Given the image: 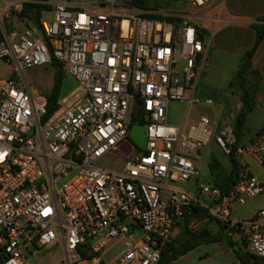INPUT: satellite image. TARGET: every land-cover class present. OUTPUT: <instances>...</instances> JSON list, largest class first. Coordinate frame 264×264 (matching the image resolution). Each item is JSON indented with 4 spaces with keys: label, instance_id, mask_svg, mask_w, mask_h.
<instances>
[{
    "label": "built area",
    "instance_id": "obj_1",
    "mask_svg": "<svg viewBox=\"0 0 264 264\" xmlns=\"http://www.w3.org/2000/svg\"><path fill=\"white\" fill-rule=\"evenodd\" d=\"M210 1L187 0L198 25L142 15L163 14L151 8L120 12L114 0H45L51 20L41 19V29H7L0 20L8 66L0 76V264H22L51 245L61 250L58 264H155L186 205L206 209L264 257V205L230 218L233 205L264 197V180L247 164L264 167V126L239 143L229 125L212 132L205 114L166 120L169 101L212 103L193 93L205 60L200 28L208 34L232 18L209 11ZM52 59L80 89L76 101L47 114L45 95L29 88L22 70ZM138 122L142 146L128 136ZM210 135L236 161L231 188L175 186L199 174L191 156Z\"/></svg>",
    "mask_w": 264,
    "mask_h": 264
},
{
    "label": "crops",
    "instance_id": "obj_2",
    "mask_svg": "<svg viewBox=\"0 0 264 264\" xmlns=\"http://www.w3.org/2000/svg\"><path fill=\"white\" fill-rule=\"evenodd\" d=\"M206 8L212 12L219 11L221 15L232 18L230 22L219 25L208 34V38L211 36L210 41L205 46V60L201 65L193 92L201 99L210 97L212 103H196L188 108L183 101H172L183 103L185 111L178 121L168 122L180 124L185 118H195L199 114H205L210 120L214 121L212 124V132H214L221 125L232 126L234 114L240 106L237 84L232 82V78L238 65L239 56L244 49L250 47L253 43L255 31L251 23L258 16L264 14V0H211ZM16 24L18 23H14V25ZM2 62L0 60V65ZM250 66L257 71L259 79L254 93L253 106L246 112L244 117L243 127L238 137L239 143H244L253 138L257 130L264 126V35L250 57ZM51 84L52 77L48 91ZM30 89L37 91L33 88ZM210 157H213L225 171L230 170L231 162L228 156L220 150L212 135H210L208 141L199 146L191 156L192 162L199 169V174L196 177L189 178L193 183L192 188L184 189L192 191L195 184L199 182L212 183V173L208 168ZM247 164L252 173L264 180V167L257 164L252 158L247 159ZM203 169H207V174L204 177H199ZM247 199L243 204H235L230 208L231 219L248 218L257 208L264 205V197L261 195ZM257 199H260L259 203L252 205L247 215H239L240 209L247 201L253 202ZM193 214L195 215L188 222V226L191 229L199 228L201 232L200 241L191 249L169 260L166 264H240L234 253L224 242L204 240L208 231L216 229L215 223L208 221L200 211ZM181 229L180 221L175 223L171 229V238L178 236ZM229 235L234 241L240 240V234L236 231H230ZM54 246L60 250L57 245L52 247ZM112 248H115L117 252L119 243H115L105 251L104 256L106 259H110L116 253L111 252ZM59 258L57 257L54 264H58ZM250 264H264V257H255Z\"/></svg>",
    "mask_w": 264,
    "mask_h": 264
},
{
    "label": "trees",
    "instance_id": "obj_3",
    "mask_svg": "<svg viewBox=\"0 0 264 264\" xmlns=\"http://www.w3.org/2000/svg\"><path fill=\"white\" fill-rule=\"evenodd\" d=\"M127 5L130 7H135L139 9H147V0H126ZM49 5L45 0H19V6L15 10L10 11V14L19 20H25V25L34 24L41 29V12L44 9H48ZM142 15L156 17V18H170V19H180L177 16L163 15L160 13H145ZM4 24V23H3ZM4 26L7 29L6 24ZM254 28L255 36L253 43L250 47L244 49L239 56L238 65L235 70L232 82L237 84V95L240 99V106L234 114V121L231 126L234 137L238 142V137L241 133L244 117L247 111L253 106L254 103V93L257 87L259 75L256 70L250 66V57L264 35V14L256 18L254 22L251 23ZM20 30V28H16ZM202 33L200 36L203 38L207 32L200 28ZM50 63L55 67V71L52 76V84L50 90L45 94L46 97V112L51 113L59 105L60 100V88L62 84L61 76V64L55 59H52ZM230 162L231 168L229 171H225L222 166L213 158L210 157L208 161L209 171L212 173L211 184L216 186L220 193L226 192L231 188L232 184L236 179V161L232 155H227ZM201 212L206 216L208 221H212L216 225V229L213 231H208L207 237L204 238L205 241H222L224 242L234 253L236 259L240 264H248L250 257H258L247 252L243 245L244 240L240 236L239 241H234L231 239L229 232L232 231V227H229L222 223L220 220L212 216L206 209L195 207L192 205H186L184 207L182 216L179 217L175 223L180 221L182 227L178 236L171 238L161 249L158 260L155 264H166L169 260L175 258L177 255L184 253L185 251L194 247L200 241V230L191 229L188 226V222L195 215L194 212ZM174 223V224H175Z\"/></svg>",
    "mask_w": 264,
    "mask_h": 264
},
{
    "label": "rangeland",
    "instance_id": "obj_4",
    "mask_svg": "<svg viewBox=\"0 0 264 264\" xmlns=\"http://www.w3.org/2000/svg\"><path fill=\"white\" fill-rule=\"evenodd\" d=\"M116 9L130 13L139 10L135 7L127 5L126 0H114ZM19 6V0H0V20L10 28H22L25 25V20H19L10 14V11L15 10ZM147 6L151 9L158 10L163 14H177L179 18L187 19L190 22L198 25L197 18L189 14L192 9L189 7L187 0H147ZM41 19L48 22L51 20V11L44 9L41 12ZM18 23L14 25V23ZM209 34V33H208ZM208 34L202 39V48H205L208 40ZM208 48V47H207ZM7 65L2 62L0 65V76L7 75ZM55 71V67L50 63H44L28 67L22 70L23 79L29 84L30 88L36 89L38 92L45 94L50 85L51 77ZM62 84L60 88V103L63 105H70L77 100L79 96V85L67 71L64 65H61ZM203 107V106H199ZM185 111V105L181 102H169L167 105V121H178ZM207 174V169H203L199 177H204ZM173 184L180 188H189L193 186L192 180L176 181ZM248 200V199H246ZM260 199L253 202L247 201L239 215L244 216L249 212L252 205L258 204ZM39 247L36 251L27 255L22 264H54V261L61 256L60 250L56 246ZM111 252H116L112 248Z\"/></svg>",
    "mask_w": 264,
    "mask_h": 264
},
{
    "label": "water",
    "instance_id": "obj_5",
    "mask_svg": "<svg viewBox=\"0 0 264 264\" xmlns=\"http://www.w3.org/2000/svg\"><path fill=\"white\" fill-rule=\"evenodd\" d=\"M133 113L135 115H138L139 108L136 100L133 104ZM128 136L131 139V141L134 143L135 146H142L145 142V136H144V126L143 123H132L130 125V128L128 130ZM253 257H250L248 260V264L252 261Z\"/></svg>",
    "mask_w": 264,
    "mask_h": 264
}]
</instances>
